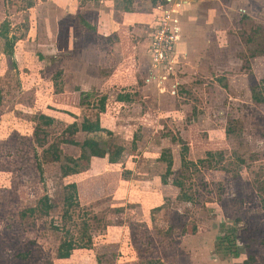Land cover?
I'll use <instances>...</instances> for the list:
<instances>
[{
  "label": "rangeland",
  "instance_id": "rangeland-1",
  "mask_svg": "<svg viewBox=\"0 0 264 264\" xmlns=\"http://www.w3.org/2000/svg\"><path fill=\"white\" fill-rule=\"evenodd\" d=\"M96 4L112 0H0V24L16 38L8 56L0 36V264H264V0H197L179 11L188 50L169 70L149 53L158 3L129 0L154 17L135 23L137 51L124 43L121 58L110 54L105 84L82 103L79 58L91 73L105 59L79 26ZM121 89L132 90L131 104L116 103ZM86 119L106 131L70 137L66 127ZM69 138L124 149L118 162L80 159V172L64 176L51 145L68 162L82 154ZM185 147L202 163L183 167ZM176 180L194 202L179 199ZM72 182L79 201L68 205ZM235 229L238 257L226 249Z\"/></svg>",
  "mask_w": 264,
  "mask_h": 264
},
{
  "label": "crops",
  "instance_id": "crops-1",
  "mask_svg": "<svg viewBox=\"0 0 264 264\" xmlns=\"http://www.w3.org/2000/svg\"><path fill=\"white\" fill-rule=\"evenodd\" d=\"M127 1L129 0H112V4H109L107 6H103V4H96V6L88 5L86 6L87 9L85 10V13L82 12L83 16L81 17L82 22L79 25L80 29H82V32H85V34L89 33V36L92 35L96 39L95 42L98 46V51H100L101 53V58L103 57L105 59H102L99 62L101 63V65L103 64V66L96 67L98 72L91 73L92 68H88V66L85 65V60L87 59V57L84 56L82 58H79V60L81 61L78 63L81 64V68L77 70L78 72H76L75 76L73 77L75 82V93H77L79 100L81 98V92L91 93V88L95 84H98L97 88L105 84L108 75H106L104 69L107 68L109 71L108 67H110V65L112 64V58L110 54L121 58V55L123 54L121 48L124 43L129 44L130 47L134 48L131 49L132 54L133 52L137 51V48L140 46L139 44H141L139 40L131 38L133 35L132 30H135L137 27L135 23L138 22L139 24L140 22H146V19L148 20L150 15H153L154 17L155 12L153 11L152 13L151 11L144 12L133 10L126 11L125 6L126 4H129V2L127 3ZM196 1L197 0H190L189 4H185L184 6H182L180 12L186 10L187 7H192L191 5H193V3H195ZM119 4L121 5L120 7ZM81 8L85 9V7ZM179 26V38L175 44L176 55L177 50H179L181 53L188 50V38H186L187 34L186 32H181V25ZM126 35H128L130 39L126 38ZM183 35L185 37H183ZM84 44L87 45V41L85 43H82V45ZM109 48H113L114 51L112 49L109 50ZM97 55H99V53H97ZM122 93H124L123 96H121ZM117 95L118 97L115 98L117 104L123 105L124 103L131 104L133 102L130 101L132 97V90L121 89L120 91H118ZM128 95L130 96V100L126 98ZM100 122H102V119ZM101 125L103 126L102 123ZM79 133L80 131H78L76 134L78 135Z\"/></svg>",
  "mask_w": 264,
  "mask_h": 264
},
{
  "label": "trees",
  "instance_id": "trees-1",
  "mask_svg": "<svg viewBox=\"0 0 264 264\" xmlns=\"http://www.w3.org/2000/svg\"><path fill=\"white\" fill-rule=\"evenodd\" d=\"M151 1L154 4H156L158 2H164L165 0H151ZM128 2L129 1H127V3ZM125 10L126 11L132 10L129 4H126ZM8 30H9V28H8V25L6 22H3L2 24H0V36L2 38L6 39L5 52L7 53L8 56H12V51L14 48V42H15L16 38L14 36H10V34L8 33ZM260 84H261V88L264 92V78H262L260 80ZM91 95H92V93L81 92L82 103L86 97L91 96ZM1 101H2V95H1V90H0V104H1ZM45 119H47L49 121V123H51L53 121V119H51L49 117H47V118L45 117ZM80 130L85 131V132H89V133L106 131L105 129H103L101 127L99 119H96V121H94V122L88 121L86 119V120H84V122L82 123L81 126H79L78 123L75 122V123L69 124L66 127V131L68 132V135L70 137L71 136L73 137ZM108 133L111 134V132H108ZM65 141L69 142L71 144L79 145L81 147L82 154L78 158L72 157V156H64V159L66 161L72 162L71 164H68V162L63 161V159H62L63 154H61L60 151L58 150L59 148H58L57 144L53 143L51 145L52 150H53L52 152L55 154L54 160L60 161L62 163L61 169H62V173L64 176H68L70 174L80 172V163H79L80 159L91 160L93 157H106V155H108L109 160L111 162H118L119 159L121 158V154H122L123 149H124L123 146H115V145H114V148H112V146L107 147L106 146L107 144L105 143V141L100 140V139H96V138H86L83 142L77 141L74 138H69ZM186 151H187V147H185L184 150L182 151L183 167H186L187 164H195L196 165L198 163H202V160H200L198 163L194 162V161L187 160ZM58 152H59V154H58ZM169 152H170L169 150H164L160 156V159L164 160L167 164L166 175L161 177L162 181H164L165 183L167 182V175L172 173V171H173L172 170L173 158ZM220 153H222V152H220ZM214 154L215 153H213L212 151L207 152L208 157H213ZM40 165L41 164H39V168L41 169ZM173 183L176 186H178L180 189V194L178 196L179 199L191 201V202L195 201L194 194L192 192H189L185 188L184 182L176 180ZM66 188L70 189V193L66 197L68 205L72 204L73 202L77 203L79 201L77 183L76 182L69 183L66 185ZM39 203L44 205L47 208V210L52 206L51 204H49L50 203V196H48L47 194L45 196H43V198L39 201ZM34 210H35V208H31V211H34ZM235 240H236V229L233 233L227 235L226 241H228L229 243H227L228 247L226 249L230 252V254L233 257H238L242 252V247H240V245ZM67 254L68 253L65 252L61 255L64 256Z\"/></svg>",
  "mask_w": 264,
  "mask_h": 264
},
{
  "label": "built area",
  "instance_id": "built-area-1",
  "mask_svg": "<svg viewBox=\"0 0 264 264\" xmlns=\"http://www.w3.org/2000/svg\"><path fill=\"white\" fill-rule=\"evenodd\" d=\"M100 2L107 0H97ZM190 0H165L158 3L159 15L151 32L149 53L154 68L173 69L177 62L175 44L179 38L178 13Z\"/></svg>",
  "mask_w": 264,
  "mask_h": 264
},
{
  "label": "flooded vegetation",
  "instance_id": "flooded-vegetation-1",
  "mask_svg": "<svg viewBox=\"0 0 264 264\" xmlns=\"http://www.w3.org/2000/svg\"><path fill=\"white\" fill-rule=\"evenodd\" d=\"M75 135H76V134H75ZM75 135H74V136H75ZM74 136H73V137H74Z\"/></svg>",
  "mask_w": 264,
  "mask_h": 264
}]
</instances>
